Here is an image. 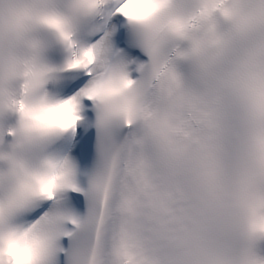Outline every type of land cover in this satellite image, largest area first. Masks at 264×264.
<instances>
[{"label": "snow or ice", "instance_id": "obj_1", "mask_svg": "<svg viewBox=\"0 0 264 264\" xmlns=\"http://www.w3.org/2000/svg\"><path fill=\"white\" fill-rule=\"evenodd\" d=\"M129 3L0 0V264H264V0Z\"/></svg>", "mask_w": 264, "mask_h": 264}, {"label": "clouds", "instance_id": "obj_2", "mask_svg": "<svg viewBox=\"0 0 264 264\" xmlns=\"http://www.w3.org/2000/svg\"><path fill=\"white\" fill-rule=\"evenodd\" d=\"M128 10L135 14H142L146 11V7L142 3V0H130ZM49 119H55L60 123L70 124L72 123L71 116L66 112L65 109H58L55 112L49 114Z\"/></svg>", "mask_w": 264, "mask_h": 264}, {"label": "bare ground", "instance_id": "obj_3", "mask_svg": "<svg viewBox=\"0 0 264 264\" xmlns=\"http://www.w3.org/2000/svg\"><path fill=\"white\" fill-rule=\"evenodd\" d=\"M93 131V130H92Z\"/></svg>", "mask_w": 264, "mask_h": 264}]
</instances>
